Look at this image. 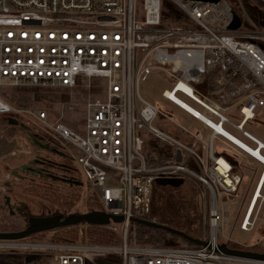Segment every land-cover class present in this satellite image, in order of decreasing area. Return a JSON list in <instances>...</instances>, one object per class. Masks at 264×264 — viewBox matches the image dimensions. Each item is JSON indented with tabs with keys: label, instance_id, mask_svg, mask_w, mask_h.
I'll return each instance as SVG.
<instances>
[{
	"label": "built area",
	"instance_id": "2783aa9c",
	"mask_svg": "<svg viewBox=\"0 0 264 264\" xmlns=\"http://www.w3.org/2000/svg\"><path fill=\"white\" fill-rule=\"evenodd\" d=\"M168 1L183 16L179 24L163 18V0H0V86L72 93L53 110L15 108L0 97V116L29 118L70 146L99 211L124 218L103 226L120 236L118 246L29 237L0 240V255L37 257L26 264H95L110 255L122 257L121 264H264L219 249L222 244L231 248L230 240L223 242L220 234L221 207L236 194L242 177L226 158L215 155V138L236 144L209 125L213 136L203 145L207 146L203 157L196 130L176 122L173 112L160 111L142 93V84L153 73L167 72L173 87L162 93L165 100L201 120L167 93L184 95L201 109L193 108L198 114L223 129L231 128L264 156V141L246 129L264 110V31L243 23L238 30H229L233 11L225 0ZM215 69L206 95L198 86ZM95 80L103 82L101 96L73 100L78 89L89 92ZM181 83L190 92L178 88ZM78 106L83 107V118L75 129L67 117ZM156 121L171 123L186 139L168 135L153 125ZM263 177L240 225L242 231L251 229L257 203L264 201ZM159 179L200 184L204 221L211 231L200 238L205 246H141L129 241L133 218L156 223L151 219V200Z\"/></svg>",
	"mask_w": 264,
	"mask_h": 264
},
{
	"label": "rangeland",
	"instance_id": "374dc122",
	"mask_svg": "<svg viewBox=\"0 0 264 264\" xmlns=\"http://www.w3.org/2000/svg\"><path fill=\"white\" fill-rule=\"evenodd\" d=\"M229 1L232 2L234 9L239 13L238 15L245 27L251 30L264 31L259 24L261 20L260 12L264 14V2L262 0ZM172 87L173 82H171L167 72H160L158 76L153 73L147 82L142 84V93L160 111L173 112L174 120L185 128L199 129L200 126L195 120L162 97V93L170 91ZM103 90V82L95 80L92 81V87L89 92H82L78 89L74 94L73 100L81 102L82 95L101 96ZM71 94L70 91L63 89L0 86V97L15 108L30 109L41 107L43 109L49 107L50 110H53L55 104L70 100ZM176 98L194 109L201 110L182 94H177ZM227 116L230 117V114ZM82 118L83 107L78 106L75 112L68 114L67 121L75 129H78ZM2 119L4 120L3 122H1L0 117V225L8 224L11 228L9 232H17L27 227V221L30 216L58 214L59 211L50 202L41 198L39 200L29 192L30 185H51L58 193L59 191L67 192L68 188H73L74 190L71 189V192L75 191L74 196L77 195L78 198L71 214L85 213L92 204L98 203L94 191L90 188L82 173V182L63 173V167L66 166L64 160L66 158L72 162L74 160L73 149H62L60 147L62 145L54 140L50 133L43 130L35 121L29 118H16L19 122L17 126L8 125L6 120ZM231 119L234 122H238L232 117ZM168 123L163 124L156 121L153 125L157 128L166 127V125L172 127V124ZM224 129L251 148L255 147L231 128L224 126ZM246 129L264 141V110L263 114L257 113L256 121L248 123ZM210 134L211 131H208L207 138ZM225 145L232 146L228 143H225ZM238 154L241 157V159L239 158L241 162L240 170L244 169L243 174L240 172L239 174L241 177L245 175L246 180H242L236 194L228 196L225 199L224 207H221L224 212V220L220 234L224 236L222 237L224 239L222 240L223 242L230 240L229 246H232L233 249L254 251L258 249L257 244L264 246V201L258 202L255 208L250 220L251 224H253L250 227L251 229L242 231L240 225L258 186L260 177H262L263 165L254 161L248 154L241 151H238ZM57 167L59 170H57ZM22 178L23 180H21ZM43 190L42 188L41 191L43 192ZM201 194L202 188L196 181H187L179 188L155 186L151 200L152 219L157 222L164 221L171 227L185 229L187 233L195 235L198 239L202 238L204 234L209 236L211 231L208 221L206 223L204 221L205 204ZM262 196L264 197V187ZM8 198L10 200L9 205H7L6 201ZM89 228L87 224H81L65 230L59 229L55 233H47L35 239L50 240L60 235L72 234L81 239L85 237ZM131 229L129 241L137 243L136 228ZM118 238L121 242L119 235ZM166 239L169 244L184 243V241L172 240L170 236H167Z\"/></svg>",
	"mask_w": 264,
	"mask_h": 264
},
{
	"label": "trees",
	"instance_id": "16d2710c",
	"mask_svg": "<svg viewBox=\"0 0 264 264\" xmlns=\"http://www.w3.org/2000/svg\"><path fill=\"white\" fill-rule=\"evenodd\" d=\"M225 1H227L230 4L232 11L238 15L239 13L234 9L232 2H230L229 0H225ZM260 14H261V20L259 24L262 27L261 29L264 30V20H263L264 14L263 12H260ZM162 16L167 22H170V23L179 24L181 20H183V16L180 13H178L176 9L171 7V4L168 0H163ZM216 73H217V70L215 69L206 76L204 80V83L206 86L210 84L209 83L210 81L213 82ZM0 117H1V122L4 121L2 118L4 119L6 118L5 116H0ZM5 120L8 123V125H10L8 122V119L6 118ZM53 139L63 146V147L60 146L62 149L72 150L70 146H67L66 144H64L63 142L55 138ZM217 146H220V145L217 144ZM223 146H226V145H223ZM232 150L233 151L231 150L230 151H226V150L219 151L217 148H214V153L216 156H222L226 158L232 164L233 171L235 173H239V170L241 167V162L239 158L241 159V157H240V154H238L237 150L235 149H232ZM64 161H65L64 163L66 164V166L63 167V173L65 175H69L71 178H76V180L82 182L81 170L78 168L76 164L75 155H74V160H73L74 163L71 160H68L67 158ZM57 170H59L58 167H57ZM242 180L244 181L243 176H242ZM41 187L44 189L43 192L41 191L42 189ZM29 188H30L29 192L35 198L39 200L40 198L44 199L47 202H50L53 205V207L57 208V210L59 211L58 214L70 215L75 205V201L78 198L77 195L74 196L75 191L71 192V189L73 188H68L67 192L59 191L60 194L51 185H43V186L41 185L31 186L30 185ZM99 210H100L99 204L96 203V204H92V206H90L89 209L85 213L99 211ZM152 218L153 217L151 215V219ZM156 223L171 227L170 225H167L164 221H161V222L156 221ZM88 226L90 227L89 230L86 231L85 237H82L81 239H78L76 235L72 234V235H60L58 237H54L50 239V241L56 242V243L75 242V243L102 245V246H118L119 245L120 239L118 238V234L116 235V233H114L112 230H108L107 228L100 227V226H92V225H88ZM72 227H75V226H72ZM66 228H71V227H66ZM66 228H62V229L65 230ZM132 228H136V241L141 246L179 247L181 246V244H185L187 247H190V248L196 247L194 244H191L185 241L183 238L173 235L162 229L153 228V227L146 226V225L139 224V223H134L132 225ZM172 228H175V227H172ZM175 229L186 232L185 229H180V228H175ZM9 230H11L10 225L8 224L0 225V232H9ZM45 234L46 232L35 234L31 237L36 238L38 236H43ZM187 234L193 238L195 237V235H192L190 233H187ZM167 236L172 237V240H175V241H184V243L169 244L167 243V239H166ZM257 245H258V249L254 250V252L264 253V246H262L261 244H257ZM230 247L233 248L232 246ZM121 262H122V257L118 255H110V256H106L104 258L98 259L95 262V264H121ZM26 263H27L26 256H24L23 254L0 255V264H26ZM89 264H93V263H89Z\"/></svg>",
	"mask_w": 264,
	"mask_h": 264
},
{
	"label": "water",
	"instance_id": "95a60500",
	"mask_svg": "<svg viewBox=\"0 0 264 264\" xmlns=\"http://www.w3.org/2000/svg\"><path fill=\"white\" fill-rule=\"evenodd\" d=\"M190 1H199L206 3H218L220 0H190ZM242 26V19L236 13L233 12V21L229 26V30L236 31ZM10 125L17 126L19 122L13 118H8ZM158 186L163 187H172L179 188L184 184L182 180H170V179H159L156 181ZM9 205V202H8ZM123 216L107 214L101 211H93L84 214H55L51 216H30L28 218L27 227L22 231L17 232H0V240L6 241H17L27 239L35 234L50 232L57 229H62L66 227L77 226L81 224H87L92 226H108L111 221L114 223L123 222ZM134 223L143 224L157 229H162L173 235L183 238L185 241L194 244L195 246H205V243L200 240L193 238L186 234L183 231L177 230L175 228L165 226L159 223L151 222L144 219L133 218ZM221 252L232 255L236 257L246 258L250 260L263 261L264 262V253H258L254 251H243L233 248H229L226 244L219 246ZM37 257L34 255H29L26 257V262L30 263L35 260Z\"/></svg>",
	"mask_w": 264,
	"mask_h": 264
},
{
	"label": "crops",
	"instance_id": "0c3cea01",
	"mask_svg": "<svg viewBox=\"0 0 264 264\" xmlns=\"http://www.w3.org/2000/svg\"><path fill=\"white\" fill-rule=\"evenodd\" d=\"M210 84L209 85H205V83L199 85V90H201L203 93H205L206 95H209L210 93V86L212 85V81L209 82ZM207 90V92H206ZM180 109V108H179ZM182 112H184V114L190 116L188 113H186L184 110L181 109ZM236 112H233V113H229L231 116L232 115H235ZM193 120L196 121V123L200 126L199 129L197 128H194V130H196V132L200 135L201 137V140H202V146H199V152L201 153V155L203 157H206L207 155V146H203L204 143L208 142L210 140V138L213 136V131L204 123L202 122L201 120H197V119H194L192 116H190ZM165 124V123H163ZM163 127V126H162ZM163 129L165 130V132L172 136V137H175V138H181V139H186V137L182 136L179 132H177L173 127L169 126V125H166V127H163ZM208 131H211V134L209 135V137L207 138V132ZM215 142L218 143V145H220L219 147L217 146H214V148H217L219 151H223V150H226V151H233L232 149H235L237 151H241L242 153H245L247 154L246 152H244V150L241 149V147H238V146H223L225 145V143H228L230 144L229 142H227L225 139H223L222 137L220 136H216L215 138ZM232 145V144H230ZM251 157V156H250ZM252 158V157H251ZM254 161H257L258 163H260L258 160L252 158ZM261 164V163H260ZM241 168V167H240ZM243 171L244 169L242 168V171L239 170V172L241 174H243ZM244 177V181L246 180V176L245 175H242ZM261 179V177H260ZM263 187H264V184H263ZM262 187V189H263ZM261 194H262V191H261ZM258 204V203H257Z\"/></svg>",
	"mask_w": 264,
	"mask_h": 264
},
{
	"label": "bare ground",
	"instance_id": "6f19581e",
	"mask_svg": "<svg viewBox=\"0 0 264 264\" xmlns=\"http://www.w3.org/2000/svg\"><path fill=\"white\" fill-rule=\"evenodd\" d=\"M178 88H184V89H186V90H188L190 92V89L186 88V86L184 84H182V83L178 86ZM167 95L170 96L177 105H179L181 108H184L185 110H187V112H190L192 114H196L201 120L204 121V123L207 126L210 125L217 132H220L221 134H224V136L229 141H231L234 144H236V146L241 147L244 150V152H246L249 156H251L252 158L255 157L256 160H258L263 165V172H262V176H263V174H264V156L261 154V152L259 151L258 147L251 148L250 146L246 145L245 143L240 141L238 138H236L234 135L230 134L229 132L225 131L223 128H221L220 126H218L217 124L212 122L206 116L198 114L192 107H190L189 105H187L184 102L180 101L178 98H176V96L172 95L171 92H168ZM262 181L264 183V177H263ZM258 197H259V194L257 193L256 194V198H258Z\"/></svg>",
	"mask_w": 264,
	"mask_h": 264
},
{
	"label": "flooded vegetation",
	"instance_id": "af4514ba",
	"mask_svg": "<svg viewBox=\"0 0 264 264\" xmlns=\"http://www.w3.org/2000/svg\"><path fill=\"white\" fill-rule=\"evenodd\" d=\"M24 169H25V168H24ZM22 179H23V178H22ZM22 179H21V180H22ZM6 201H7V205H8V202H10L9 198H8ZM9 204H10V203H9Z\"/></svg>",
	"mask_w": 264,
	"mask_h": 264
}]
</instances>
